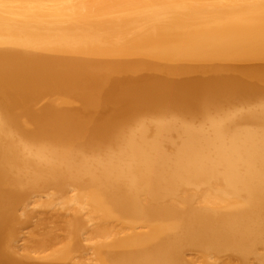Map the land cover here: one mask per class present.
Instances as JSON below:
<instances>
[{"label": "bare ground", "instance_id": "6f19581e", "mask_svg": "<svg viewBox=\"0 0 264 264\" xmlns=\"http://www.w3.org/2000/svg\"><path fill=\"white\" fill-rule=\"evenodd\" d=\"M230 257L264 264V0H0V264Z\"/></svg>", "mask_w": 264, "mask_h": 264}, {"label": "rangeland", "instance_id": "374dc122", "mask_svg": "<svg viewBox=\"0 0 264 264\" xmlns=\"http://www.w3.org/2000/svg\"><path fill=\"white\" fill-rule=\"evenodd\" d=\"M23 242H24V244L27 243L26 241H23ZM23 242H20L19 244H20L21 246H24ZM25 242H26V243H25ZM22 244H23V245H22ZM26 245H27V244H26ZM26 245H25V246H26ZM15 256H16V255H15ZM17 257H20V256H17ZM231 258H232V257L227 258V259L225 258V259H226V262H228V260H229V262L232 261L233 263H235L234 258H233V260H230ZM34 259H35V258H33V260H31L32 264H33L34 261L38 263V260H37V259L34 260ZM225 259H224L223 261H221V263L224 264V263H225ZM36 260H37V261H36ZM35 262H34V263H35ZM232 262H231V264H233ZM27 263H29V261H27ZM37 263H35V264H37ZM29 264H30V263H29ZM227 264H228V263H227ZM229 264H230V263H229ZM235 264H236V263H235Z\"/></svg>", "mask_w": 264, "mask_h": 264}]
</instances>
